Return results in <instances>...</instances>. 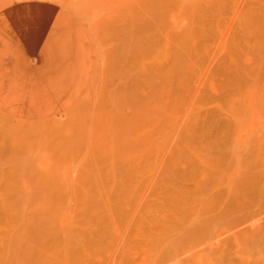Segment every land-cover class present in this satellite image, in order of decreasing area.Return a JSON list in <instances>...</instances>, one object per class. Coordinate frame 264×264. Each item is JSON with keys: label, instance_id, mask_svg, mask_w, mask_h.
<instances>
[{"label": "rangeland", "instance_id": "374dc122", "mask_svg": "<svg viewBox=\"0 0 264 264\" xmlns=\"http://www.w3.org/2000/svg\"><path fill=\"white\" fill-rule=\"evenodd\" d=\"M55 1L92 74L0 33V264H264V0Z\"/></svg>", "mask_w": 264, "mask_h": 264}, {"label": "crops", "instance_id": "0c3cea01", "mask_svg": "<svg viewBox=\"0 0 264 264\" xmlns=\"http://www.w3.org/2000/svg\"><path fill=\"white\" fill-rule=\"evenodd\" d=\"M0 33L32 62L58 110L81 98L92 74V44L64 5L55 0H0Z\"/></svg>", "mask_w": 264, "mask_h": 264}, {"label": "bare ground", "instance_id": "6f19581e", "mask_svg": "<svg viewBox=\"0 0 264 264\" xmlns=\"http://www.w3.org/2000/svg\"><path fill=\"white\" fill-rule=\"evenodd\" d=\"M176 100V99H175Z\"/></svg>", "mask_w": 264, "mask_h": 264}]
</instances>
